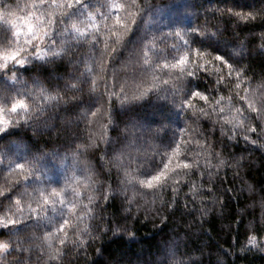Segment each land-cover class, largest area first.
<instances>
[{"label":"trees","instance_id":"16d2710c","mask_svg":"<svg viewBox=\"0 0 264 264\" xmlns=\"http://www.w3.org/2000/svg\"><path fill=\"white\" fill-rule=\"evenodd\" d=\"M38 2L0 0V5H7V8L0 7V27H23L28 12L39 14L45 11L31 8ZM90 2L95 3V0ZM172 2L137 0V7L145 10V20H148L152 16L148 6ZM175 2L181 3V0ZM187 4L186 9L181 7L177 10L181 24L175 31L181 32L183 40L167 36L163 43L160 42L163 34L172 31L164 24L169 18H176L173 15H165L161 18L163 23L154 27L140 24L135 35L130 31L120 43H114L112 33L121 30L106 29L105 25L111 26L113 21H104L97 16L95 23L100 37L109 47L103 51L104 42L97 45V63H101L100 56L103 55V71L97 69L93 75L97 81L106 83H99L92 94L90 103L96 115L89 114L87 119L83 118L87 104L79 112L65 111L72 103L70 98L81 95L68 90L64 97L67 103L61 102L56 109L45 113L46 117H51L48 123L55 125L51 132L43 130L42 134L34 135L33 129L25 126L20 129L19 136L10 138L20 141L23 137L24 144H38L45 151L51 147L62 149L67 139L64 132L66 122H70L73 129L79 123L80 139L76 143L88 142V137H91V147L80 157L87 166L83 176L89 179L73 186L82 193L85 205L88 204L86 197L90 196L93 201L99 200V207L92 208L94 218L86 216L80 224L81 228L84 224L90 225L89 234L79 236L77 232L69 231V243L64 247L55 239L47 242L43 239L46 232H55V225L48 228L40 222L37 226L34 217L29 220L27 205L31 203L35 207L36 204L22 194L32 192V181L25 182L22 180L24 173L8 169L9 160L0 165V192L11 194V199L0 197L3 205L0 208V227L7 223V217L18 221L11 230L13 233L19 228L21 238L36 237L26 241L36 246L30 264H160L161 261L164 264H264V251H258L256 246L264 248V112L257 116L247 111V103L257 107L256 101L264 97V0H187ZM47 11L59 15L61 10L49 8ZM129 11L135 12L136 8ZM119 14L125 15L123 12ZM248 14L255 19H240V16ZM3 19H7L9 24H3ZM205 32L215 34L212 41L203 38L201 34ZM145 35L147 40L143 43H154L156 49H166L173 44L181 47L183 41H188V46L183 47L179 54L188 53L196 61V64L189 63L187 70L195 71L193 86L199 85V90L209 97V102L206 104L199 98H193L189 101L191 109L174 108L169 85L168 89L159 92L160 97H167L166 100L152 96V103L136 108L135 114L145 128L131 130L125 139V126L116 118V113L122 111V97L113 93L119 94L120 89L126 87L127 94L133 95L137 85L148 88L153 83L159 84L161 79H169L159 69L146 72L141 69L143 55L140 49ZM189 48L199 49L202 55L189 53ZM88 51L85 46L78 49L77 54L87 59ZM144 51L151 60H155V50ZM218 54L225 59H228V54H235L239 63H233V66L245 69L244 75L236 78L233 74L232 78L218 84L219 77L226 76L228 71L214 59ZM168 59L172 62L171 56ZM197 64L201 67L197 68ZM83 67L81 64V70ZM72 68L73 65L60 64L54 75L64 76L65 70L70 72ZM12 71L17 73L20 81L28 79V73L16 68ZM11 75V72L7 74L8 77ZM153 77L157 79L154 81ZM183 82L187 84V78ZM13 84L11 79L7 80V85ZM236 84L240 85L239 89H236ZM7 85L0 82V91ZM28 86L32 87L30 80ZM15 89L22 90V85L15 84L9 94L15 96ZM221 97H224V102L219 108L224 109L223 114L215 105V100ZM240 97H245L247 103L241 102ZM202 108L208 115L199 114ZM237 109H244L248 119L239 115ZM193 113H196L195 118H190ZM162 124L169 129L167 133L161 128ZM253 127L256 129L254 133L246 131ZM154 129H161L159 136L152 131ZM173 133L178 135L173 136ZM173 141L174 151L167 147ZM7 145L8 139L0 140V148ZM11 152L20 154L22 150L12 146ZM9 159L15 160L16 157L12 155ZM162 161L169 163V170L184 162L191 163L193 168L187 173L180 170L172 176L169 181L171 187L167 190L155 193L141 191L134 181L146 177L138 175L144 169H138L137 165H145L150 172L152 168L159 171L163 168ZM206 164L211 167L207 168ZM125 173L129 175L126 177ZM77 176L83 178L80 173ZM48 178L54 182L48 186L49 189L63 187L64 170L57 166L49 171ZM130 179L133 183L127 182ZM172 181H179L176 192L172 191L176 187ZM105 195L108 197L106 200L102 198ZM17 199H21L23 216L14 204ZM78 236L83 244L78 242ZM250 237H256V244H249ZM0 239L6 240L7 234ZM73 242H76L75 247ZM48 244L60 251L55 261L49 260Z\"/></svg>","mask_w":264,"mask_h":264},{"label":"snow or ice","instance_id":"6c2138e0","mask_svg":"<svg viewBox=\"0 0 264 264\" xmlns=\"http://www.w3.org/2000/svg\"><path fill=\"white\" fill-rule=\"evenodd\" d=\"M0 7L7 8V5H0ZM25 7L27 8L28 5L26 4ZM181 7L185 9L188 7L187 0H181V3H176L173 0L172 3L166 5L148 6V11L152 13V16L145 20V10L137 7V0H95V3H91L90 0H51V3L48 0H39L38 3H33L31 8L37 11L45 9V11L39 12V14L36 11L28 12L23 20V27L16 25L0 27V82L5 85H7L9 79L14 82L13 85H7L3 91H0V140L8 139L7 147L0 148V165H3L5 160H9L6 165L8 169L19 170L24 173L22 180L25 182L32 181L34 185L32 192L25 191L22 194V196L34 200L36 204L35 207L31 203L27 205L29 220L34 217L37 226L40 222H44L48 228L55 225V232L49 231L44 234L43 239L45 242L55 239L61 247H64L69 243V231L77 232L79 236L88 235L90 232V225L84 224L81 228L80 224L84 222L86 216H93L94 218L92 208L99 207V200L93 201V198L88 196L86 197L88 204L85 205L81 199L82 193L73 185L84 183L85 180L89 179L83 176L87 166L81 161L80 157L91 147V137H88V142L76 143L80 139L79 123L77 122L76 128L73 129L71 123L66 122L64 132L67 139L62 149L51 147L45 151L38 144H24L23 137L20 141L10 138L19 136L20 129L25 126L32 128L34 135L37 133L42 134L43 130L51 132L55 125L48 123L51 117H46L45 113L56 109L61 102L67 103L64 97L68 90L79 92L81 95L71 97L72 103L64 109L65 111L79 112L87 104V108L82 113L83 118L87 119L89 114L96 115L92 111L93 105L90 103L93 99L92 94L96 92L99 83H106V81H97L93 75L97 69L103 71V55L100 56L101 63L99 64L96 58L97 45L104 42L95 23L97 16L104 21H113L111 26L105 25L106 29L113 27L121 30L112 33V36L115 37L114 43H120L130 31L132 35H135L139 31L140 24L154 27L163 23L161 18L165 15H173L176 18H169L168 22L164 24V27L170 28L172 31L163 34L160 40L163 43V38L167 36H176L183 40L181 32L175 31L181 24L179 12L177 11ZM49 8L61 10L60 14L54 15V13L48 12L47 9ZM130 8H136V11H129ZM101 9L105 11H101ZM121 12L125 15L121 16L119 14ZM240 19L252 20L255 17L248 14L240 16ZM3 24L8 25L9 21L3 19ZM129 24L132 25L131 29H129ZM79 25H83L84 28L82 29ZM13 28L16 30L13 31ZM184 34L189 33L185 32ZM201 35L204 39L212 41L215 34L205 32ZM144 40H147V35L142 37L140 52L143 55V60L141 69L145 72L150 69H159L164 75H168L169 79H161L159 84L153 83L148 88L137 85L133 95L127 94L126 87H122L119 94L113 93L114 96L122 97V111L116 113V118L125 126V139H128L131 130L138 131L145 128V124L135 114L136 108L152 103V96H155L157 100H166L167 97H160L159 92L168 89L169 85H171L172 107L174 108L191 109L192 104L189 101L193 98H199L206 104L209 102V97L199 90V85L193 86L194 81L192 78L196 75L195 71L187 70V65L189 63L196 64V61L192 60L188 53L179 54L183 47L188 46V41H183L181 47L173 44L166 46V49H156L154 43L145 44L143 43ZM201 43H203V40H201ZM85 46L89 49L87 59L83 55L78 56L77 54V50ZM108 47V43L104 42L103 51H107ZM144 49L155 50V60H151ZM189 53L197 56L202 55L199 49L189 48ZM169 56L172 57V62L169 61ZM214 59L228 70L226 76L221 75L219 77L218 84H222L225 79L232 78L233 74L236 78H240L246 71L233 66V63H239V59L235 54H228V59L218 54ZM65 63L73 65L72 71L69 72L66 69L64 76L54 75L59 65ZM81 64L84 65L83 70L80 68ZM200 67L201 65L197 64V68ZM13 68L28 73V79L20 81L17 73L12 71ZM174 69L178 71L173 72ZM9 72L12 73L11 77L7 76ZM133 75L135 77V73ZM185 78H187V84L183 82ZM156 79V77H153L154 81ZM29 80L32 87L28 86ZM15 84H21L22 90L15 89L16 95L12 96L9 93L15 88ZM160 85L164 87H160ZM235 87L239 89L240 85L236 84ZM177 98H179L178 102ZM240 100L247 103L245 97H240ZM229 101H231V97ZM223 102L224 97L215 100L216 107L219 108ZM256 104L258 106L254 107L253 104L247 103V111L256 113L259 116L261 112H264V97L259 98ZM212 110L216 111V108ZM219 112L223 114L224 109L219 108ZM237 112L248 119L245 116L244 109H237ZM199 114L208 115L203 108L199 110ZM195 116L196 113H193V117L190 118H195ZM109 119H112L111 115ZM161 128L165 133L169 130L164 128L163 124ZM152 131L159 136L161 129ZM246 131L254 133L256 129L253 127L246 129ZM176 135L178 133H173V136ZM173 143L174 141L170 142L167 147L174 151ZM12 146H16L22 152L20 154L12 153ZM12 155H15V160L9 159ZM187 159L188 157L185 155V160ZM169 163H163V168L159 171L152 168L151 172L145 165H137L138 169H144L138 172V175L145 176L146 179L135 180L136 186L141 191L162 192L171 187L169 181L172 180V176L177 175L180 170L187 173L193 168L191 163L184 162L178 164L176 169L169 170ZM220 163L224 162L220 161ZM57 166L64 170L63 187H51L49 189L48 186L54 182L48 178V173ZM206 167L210 168L211 165L206 164ZM70 171L71 175H69ZM77 173H80L83 178L77 176ZM128 175V173H125L126 177ZM127 182L133 183V180L130 179ZM172 184L176 185L172 188V191L176 192L179 181H172ZM100 187L102 185L97 186L96 191H99ZM0 197L11 199V194L10 192H0ZM102 198L106 200L108 197L105 195ZM14 204L17 211L23 216L24 208L21 206V199L15 200ZM2 207L3 205L0 204V208ZM50 212L56 215H50ZM5 219H7V223L0 227V237L7 234V239H0V264H30L31 254L36 246L27 244L26 241L34 240L36 237L21 238L18 235L19 228L15 233L11 231L18 221L7 217ZM79 236L78 242L83 244L84 241L79 239ZM248 242L249 244H256V237H250ZM75 245L76 242H73V247ZM256 246L258 251H264V248L259 245ZM48 248L50 262L57 260L60 256L59 249L53 248L51 244H48ZM247 250L250 249H243V251ZM10 256L12 257L11 260L8 259ZM160 264H164V261H161Z\"/></svg>","mask_w":264,"mask_h":264}]
</instances>
